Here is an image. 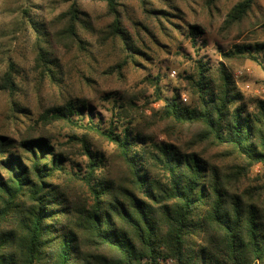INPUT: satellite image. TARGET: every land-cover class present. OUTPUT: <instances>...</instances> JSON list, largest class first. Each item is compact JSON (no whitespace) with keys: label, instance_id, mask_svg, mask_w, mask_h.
I'll use <instances>...</instances> for the list:
<instances>
[{"label":"trees","instance_id":"obj_1","mask_svg":"<svg viewBox=\"0 0 264 264\" xmlns=\"http://www.w3.org/2000/svg\"><path fill=\"white\" fill-rule=\"evenodd\" d=\"M79 1L70 0L47 28L28 16L37 33L34 67L54 84L62 83L58 53L86 52L82 33L94 31ZM92 1L106 3L104 38L128 55L122 72L131 52H140L142 31L155 33L135 19L131 33L127 0ZM135 1L161 37L186 35L200 56V25L165 26L172 14L156 3L182 12L174 1ZM256 5L235 4L220 34L240 39ZM222 56L216 69L197 57L181 76L189 104L181 88L166 96L156 76L155 99L141 106L135 94L104 96L112 114L106 129L86 99L68 97L46 109L44 124L85 130L73 131L65 145L33 126L0 134V264H264V100L247 98L227 66L251 60L264 69V43L238 44ZM15 89L7 74L0 91ZM92 137L114 145L113 153L95 149ZM78 144L83 166L71 160ZM255 167L261 172L253 176Z\"/></svg>","mask_w":264,"mask_h":264},{"label":"rangeland","instance_id":"obj_2","mask_svg":"<svg viewBox=\"0 0 264 264\" xmlns=\"http://www.w3.org/2000/svg\"><path fill=\"white\" fill-rule=\"evenodd\" d=\"M172 1L182 12L169 8V2L156 3L158 9L172 14L170 19L173 22H165V26L174 29L175 25L185 23L200 25L205 35L199 42L202 46L199 57L186 35H178L172 41L161 37L158 30L154 29L157 22L145 18L137 1L127 0L124 2L126 23L131 33V19H135L146 23L155 37L143 30L141 39L136 43L140 52L130 51L134 58H130L127 66L120 72V66L124 65L128 55L124 53L119 41L104 38L102 31L110 22L106 16V3L83 0L79 1L85 14L83 17L94 28V31L82 33L83 39L88 41V50L72 53L60 51L58 59L63 66L62 83L54 84L34 67L37 33L34 25L29 23L28 16L47 28L54 17L69 8L70 0H0V85L4 83L7 74L12 75L16 84L13 95L8 91H0V134L15 136L33 126L48 131L55 143L65 145L73 131L81 136L85 130L61 122L44 124L41 114L46 109L68 97L86 99L95 121L100 120L102 127L106 129L112 114L111 105L104 96L135 94L141 98L137 101L138 106H141L147 100L154 101V87L150 81L156 76L161 78V87L166 96L171 97L174 89L181 88L182 99L186 98L185 103L189 104L190 99L181 76L192 71L193 61L197 57L205 58L211 68L216 69L220 63H225L222 53L230 51L235 45L264 43V0H257L252 16L241 27L243 35L240 39L236 38L237 33L229 38L223 37L220 28L229 11L241 0H214L212 6L209 5L212 0ZM227 66L247 98L264 100V69L258 63L233 60ZM239 71L244 74L237 78ZM247 84L251 86L250 91L245 88ZM13 102L19 108H15ZM152 106L159 108L160 103L153 102ZM147 113L151 112L148 110ZM86 121L88 122V118ZM92 142L95 149L107 155L115 149L114 145L98 137H92ZM75 149L71 160L83 166L87 159L79 151L80 144ZM260 172V167H255L252 175L256 176ZM160 264L175 262L167 259L160 261Z\"/></svg>","mask_w":264,"mask_h":264},{"label":"built area","instance_id":"obj_3","mask_svg":"<svg viewBox=\"0 0 264 264\" xmlns=\"http://www.w3.org/2000/svg\"><path fill=\"white\" fill-rule=\"evenodd\" d=\"M243 74H244L243 71H239V72L236 74V77H237V78H240V77L243 76ZM245 88H246V90H249V91L251 90V86L248 85V84L245 86ZM184 100L186 101V98H184Z\"/></svg>","mask_w":264,"mask_h":264}]
</instances>
